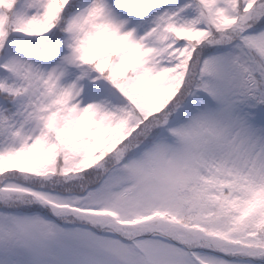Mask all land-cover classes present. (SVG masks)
<instances>
[{"label": "snow or ice", "instance_id": "obj_1", "mask_svg": "<svg viewBox=\"0 0 264 264\" xmlns=\"http://www.w3.org/2000/svg\"><path fill=\"white\" fill-rule=\"evenodd\" d=\"M0 264H264V0H0Z\"/></svg>", "mask_w": 264, "mask_h": 264}]
</instances>
